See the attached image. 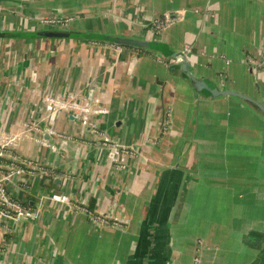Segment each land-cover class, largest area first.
Segmentation results:
<instances>
[{"label": "crops", "instance_id": "1", "mask_svg": "<svg viewBox=\"0 0 264 264\" xmlns=\"http://www.w3.org/2000/svg\"><path fill=\"white\" fill-rule=\"evenodd\" d=\"M48 16L99 38L187 45L194 75L264 99V0H0V131L42 119L45 95L79 93L108 109L101 130L128 148L121 168L60 113L43 134L58 151L35 139L7 149L0 173L16 156L41 167L21 163L5 181L36 216L0 221V264H264V118L198 97L151 46L8 35L48 29Z\"/></svg>", "mask_w": 264, "mask_h": 264}, {"label": "built area", "instance_id": "2", "mask_svg": "<svg viewBox=\"0 0 264 264\" xmlns=\"http://www.w3.org/2000/svg\"><path fill=\"white\" fill-rule=\"evenodd\" d=\"M72 21L71 17L63 16H48L41 19V23L48 29H68ZM164 25L159 20L155 21L156 28H162ZM182 51L187 54L191 51L189 46H184ZM172 63L180 61L179 57L171 58ZM258 67H262L261 62ZM42 102L46 109L45 116L32 123L24 125L18 130L0 131V157H3L8 149H16L18 144L23 139H35L41 147L49 146L53 151H58L55 145H49L43 138L45 133H55L53 124L60 113H69L79 123L81 128L88 131L93 137V143L96 149L100 152H107L109 157L114 158L118 154L116 165L125 168L127 163L128 148L112 141L100 128L99 117L107 114L108 109L101 106L95 99H89L85 95L79 93L64 92L60 95H45ZM64 138L63 135H59ZM19 164H12V170L8 173H0V221L12 220L21 221L24 218H33L35 213L31 208L20 204L10 195L6 188L5 181L11 180L12 173L23 172L24 169L20 166L22 163L32 169H40L39 163H34L29 159H22L16 156ZM47 170L43 171V174ZM53 200L68 203V197L64 194L52 196ZM84 210L89 212L88 209ZM96 221L107 223L108 221L99 216L94 217Z\"/></svg>", "mask_w": 264, "mask_h": 264}, {"label": "water", "instance_id": "3", "mask_svg": "<svg viewBox=\"0 0 264 264\" xmlns=\"http://www.w3.org/2000/svg\"><path fill=\"white\" fill-rule=\"evenodd\" d=\"M9 36L14 37H43V38H80L86 37L87 39H106L110 42H117L123 45L129 46H143L145 48L151 46L154 49L160 51L163 55H167L169 57H179L180 61L173 63V66L179 68L183 75L186 77V81L189 84L190 88L194 91L198 97L204 98H217L220 96H229L234 97L241 101L246 106L250 107L256 113H258L261 117L264 118V99L261 97H253L251 95L246 94L240 90L228 87L218 86L216 83H210L204 80L201 77L194 75L191 71L189 62L187 61L186 54L180 50L174 53L168 51L167 47L164 46L159 41H153L151 43H146L145 41H141L138 39H129L123 36H111V35H103L99 38L97 34H92L89 32L76 31L71 29H42L37 31H28V32H16V33H8ZM258 84V83H257ZM256 84V85H257ZM72 117V115L70 116ZM21 196V193H19Z\"/></svg>", "mask_w": 264, "mask_h": 264}, {"label": "trees", "instance_id": "4", "mask_svg": "<svg viewBox=\"0 0 264 264\" xmlns=\"http://www.w3.org/2000/svg\"><path fill=\"white\" fill-rule=\"evenodd\" d=\"M100 40H103V41H107L106 39H100ZM114 44H118V45H122V46H128V47H134V48H137L136 46H129V45H123V44H119V43H117V42H114ZM141 51H144L142 48H139ZM9 161L8 160H6V159H4L3 157H0V163H8ZM5 171V170H4ZM6 172V171H5ZM15 199H16V201H18L20 204H22V205H24V206H27V207H29V204L28 203H26V202H22V200L20 199V198H16L15 197ZM89 207V206H88ZM91 207V206H90ZM89 207V208H90ZM88 208V210L89 211H92L91 209H89ZM110 222H112V221H110Z\"/></svg>", "mask_w": 264, "mask_h": 264}]
</instances>
